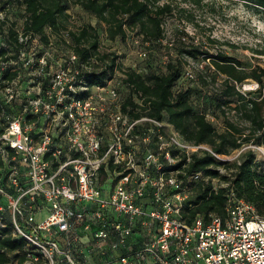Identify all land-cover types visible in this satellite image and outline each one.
Masks as SVG:
<instances>
[{
    "label": "built area",
    "instance_id": "2783aa9c",
    "mask_svg": "<svg viewBox=\"0 0 264 264\" xmlns=\"http://www.w3.org/2000/svg\"><path fill=\"white\" fill-rule=\"evenodd\" d=\"M13 26L0 7V234L9 220L34 247L25 264H264V218L230 183L212 181L227 190L225 218L187 221L193 188L209 181L187 165L206 152L224 158L124 90L131 65L121 50L100 46L119 61L92 86L89 77L108 66L73 51L76 17L59 33L14 28L11 41ZM186 77L195 78L191 69ZM80 230L91 239L77 238Z\"/></svg>",
    "mask_w": 264,
    "mask_h": 264
},
{
    "label": "trees",
    "instance_id": "16d2710c",
    "mask_svg": "<svg viewBox=\"0 0 264 264\" xmlns=\"http://www.w3.org/2000/svg\"><path fill=\"white\" fill-rule=\"evenodd\" d=\"M160 0H19L24 5L26 21L24 30L43 33L48 27L60 32L67 30L69 24L68 10L71 4H76L89 15L95 17L107 27L108 40L118 39L128 49L123 54L126 60L130 55L133 59L145 61L151 67L147 72H139L136 67L129 66L126 72L125 89L128 93H142L151 103L150 116L158 119H168L175 130L189 143L207 145L221 156H228L241 149L245 144H264V68L247 69L244 63L234 57L219 51L213 55L208 49L198 46L180 48L182 57L175 61H167L166 67L161 68V61L155 49L164 46L165 31L163 24L165 17L172 13L170 3L159 5ZM188 1V0H185ZM247 4L264 9V0H242ZM201 2V0H194ZM15 25L10 30V39L15 40ZM139 36L140 42L135 45L133 36ZM73 51L81 60L95 58L105 63L108 68L102 72L93 73L88 82L92 86L100 85L112 75L118 64L116 51L100 50L99 30L91 24H85L78 31L70 32ZM186 39H182L183 43ZM182 43V42H181ZM212 44L216 41L211 40ZM172 45L169 47V49ZM106 49V48H105ZM166 50V49H164ZM138 51H143L146 57L140 58ZM264 56L263 51H256ZM134 53V54H133ZM168 56V55H167ZM129 57V58H131ZM202 60L207 73L201 77V86L209 90L210 100L206 112H198L194 108L191 98L195 90L188 89L174 93L176 84L183 77L184 58ZM210 59V62L207 60ZM130 60V59H129ZM122 64V62H119ZM152 63V65H150ZM155 64V66H153ZM137 65V64H136ZM123 67L122 65L119 66ZM222 77L221 85L211 90L210 86ZM249 79L257 82L259 88L245 93L240 88ZM132 102L131 98L129 99ZM128 101V104H129ZM234 111L242 123L230 120L228 111ZM211 112V113H208ZM224 117L225 130L219 132L211 118ZM184 163L178 164L180 168ZM0 167L2 164L0 163ZM220 168L232 172L230 177L222 175ZM188 174L202 172L208 182H202L193 188L196 195L184 216L189 223L199 216L208 217L210 214L226 217L227 190L219 189L215 192L213 180L230 183L238 199L252 204L257 213L264 218V169L257 163L253 151L245 153L235 163H222L212 154L193 155L187 165ZM9 229L0 234V264H25L29 255L35 254V249L24 239L13 235L11 222Z\"/></svg>",
    "mask_w": 264,
    "mask_h": 264
},
{
    "label": "rangeland",
    "instance_id": "374dc122",
    "mask_svg": "<svg viewBox=\"0 0 264 264\" xmlns=\"http://www.w3.org/2000/svg\"><path fill=\"white\" fill-rule=\"evenodd\" d=\"M165 3H170L173 6L172 13L165 17L163 24L165 31L163 44L167 48H163L162 51L161 49H155L156 51H154V53L158 54L162 69L166 67L167 61H175L181 57L179 50L183 46L182 44H184L183 47L198 46L202 49H208L213 55L223 51L227 55L242 61L249 70L256 67L264 68V56L256 52L264 50L263 8L247 4L242 0H201V2H194V0H160L158 2L159 5ZM0 7L5 9L7 15L11 16L16 29L22 30L24 28L26 21L25 7L19 0H0ZM68 14L76 17L82 25L91 24L96 27L100 33V44L102 47L121 50L123 54L128 52V49L120 39L116 41L108 40L106 25L101 24L95 17L86 13L79 5L71 4ZM67 25L69 27V24ZM183 38L186 39L184 43L182 41ZM211 40L216 41V43L212 44ZM171 45L172 47L169 49ZM167 55L168 58L165 60ZM129 57L131 56L128 55L126 60L124 59L127 65L136 67L137 71L141 73L150 70L151 67L147 62ZM183 61L185 62L183 77L176 84L173 91L174 93H179L188 89L195 90L191 98L192 104L196 111L206 112L208 103H210V91L202 88L201 77L205 74V71L207 73H210V71H208V67L201 68L205 64L201 59L194 60L185 57ZM190 69L195 75L192 80L186 77L187 71ZM222 81L223 78L219 77L218 82L210 86L211 90L216 89L218 84L221 85ZM258 88L257 82L249 79L240 90L247 93ZM208 113L211 112L208 111ZM228 117L234 123L247 127L245 123L240 121L234 111L229 110ZM210 119L219 132L225 130L223 116H220V118L210 117ZM249 151H253L256 154L257 163L264 169V144L261 146L253 143L245 144L241 149L232 152L230 155L222 156L224 160L221 162L235 163ZM220 173L230 177L232 172L220 168ZM86 239H91V237L88 236ZM13 264H17V262Z\"/></svg>",
    "mask_w": 264,
    "mask_h": 264
},
{
    "label": "crops",
    "instance_id": "0c3cea01",
    "mask_svg": "<svg viewBox=\"0 0 264 264\" xmlns=\"http://www.w3.org/2000/svg\"><path fill=\"white\" fill-rule=\"evenodd\" d=\"M84 237V238H83ZM91 237V236H90ZM77 238H80L82 239L83 242L87 241V239H85V235L83 234L82 230L79 231L78 235H77ZM104 258V257H103ZM96 263H101L103 261H101V258H97Z\"/></svg>",
    "mask_w": 264,
    "mask_h": 264
}]
</instances>
